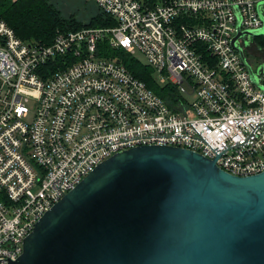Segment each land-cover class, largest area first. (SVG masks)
Wrapping results in <instances>:
<instances>
[{
	"label": "built area",
	"instance_id": "2783aa9c",
	"mask_svg": "<svg viewBox=\"0 0 264 264\" xmlns=\"http://www.w3.org/2000/svg\"><path fill=\"white\" fill-rule=\"evenodd\" d=\"M92 2L112 25L58 30L50 44L23 41L0 21V264L120 151L178 147L231 175L264 172V90L232 46L239 21L263 27L264 0ZM103 42L141 54L175 91L156 95Z\"/></svg>",
	"mask_w": 264,
	"mask_h": 264
},
{
	"label": "water",
	"instance_id": "95a60500",
	"mask_svg": "<svg viewBox=\"0 0 264 264\" xmlns=\"http://www.w3.org/2000/svg\"><path fill=\"white\" fill-rule=\"evenodd\" d=\"M232 46L251 80L246 50ZM238 13V10H237ZM8 264H264V172L239 177L216 160L171 146L120 151L99 164L36 223Z\"/></svg>",
	"mask_w": 264,
	"mask_h": 264
},
{
	"label": "trees",
	"instance_id": "16d2710c",
	"mask_svg": "<svg viewBox=\"0 0 264 264\" xmlns=\"http://www.w3.org/2000/svg\"><path fill=\"white\" fill-rule=\"evenodd\" d=\"M61 15L50 0H0V21H5L16 35L26 42L50 44L58 30L69 31L83 28L84 25L78 23L75 18L66 19ZM111 25L100 12L86 26L99 28ZM100 45L105 48L107 57L123 63L136 78L143 81L147 88L159 97L166 98L171 91H175V88L170 85L161 86L155 79L154 70L125 49L111 50L106 42ZM204 56L207 59L211 58L206 53Z\"/></svg>",
	"mask_w": 264,
	"mask_h": 264
},
{
	"label": "rangeland",
	"instance_id": "374dc122",
	"mask_svg": "<svg viewBox=\"0 0 264 264\" xmlns=\"http://www.w3.org/2000/svg\"><path fill=\"white\" fill-rule=\"evenodd\" d=\"M50 3L60 11L63 18H75L78 23L83 24L85 27L100 13L92 0H50ZM248 42L250 46L246 50V55L254 70H259L264 65V36L259 38L249 37ZM135 57L143 63L147 62L139 53Z\"/></svg>",
	"mask_w": 264,
	"mask_h": 264
}]
</instances>
